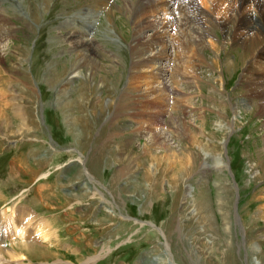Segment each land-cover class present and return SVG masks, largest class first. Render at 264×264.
<instances>
[{
	"label": "rangeland",
	"instance_id": "1",
	"mask_svg": "<svg viewBox=\"0 0 264 264\" xmlns=\"http://www.w3.org/2000/svg\"><path fill=\"white\" fill-rule=\"evenodd\" d=\"M92 1L52 0L36 24L27 6L43 0H0L36 27L15 21L0 37V88L16 92L19 83L25 96L20 115L11 93L0 98V262L264 264V109L249 96L246 64L228 66L241 47L215 28L199 51L170 29L156 62L166 71L151 84L131 66L136 36H157L142 22L148 13L108 19ZM66 17L86 23L81 35L97 52L56 94L42 75L71 61ZM144 114L154 118L147 130ZM23 207L56 237L44 242L23 215V228L10 221ZM21 232L54 257H9Z\"/></svg>",
	"mask_w": 264,
	"mask_h": 264
},
{
	"label": "bare ground",
	"instance_id": "2",
	"mask_svg": "<svg viewBox=\"0 0 264 264\" xmlns=\"http://www.w3.org/2000/svg\"><path fill=\"white\" fill-rule=\"evenodd\" d=\"M51 1L52 0H43L41 7L35 4L27 6V8L29 7L28 11L32 16L31 18L33 19L34 23L37 24L40 22L41 11L46 12ZM196 1H199V3H201L200 5H204L206 7V11L199 8L196 5ZM92 2L94 7L101 8V10L106 9V12L109 14L108 19L111 18L110 15H112L114 12L122 10H127L134 18L140 17L144 11L146 14L148 13V16H146L142 22L144 21V23H147V27L154 32L156 31L157 36L159 37L156 36L154 41H150L148 38L143 36V31H141V34L136 36L135 42H133L131 46V66L142 68L140 71L149 79L151 84L161 85V73L166 71V65H163L161 62L156 64L158 60L164 59L161 57L163 49H166L165 47H169L168 42L170 40H164L165 38L162 39L163 36H160L162 33L173 29L177 35L181 33L182 37H186L189 43L194 45L199 51H202L204 49V40L209 37L213 29H221L224 31L223 33L225 34L226 38L229 39L231 46L238 45L242 49L239 50L236 59L232 62V64L230 63L228 66L237 68L246 64V78L249 81V96L252 98H261L263 100L262 107L264 109V0H122V2H120L122 3L121 6L114 5V3L111 4L110 0H94ZM170 7H174L176 14L169 13ZM218 16H220V18ZM66 19L67 20L63 21L62 23V27L65 30L64 38L69 43L68 52L71 53V61L66 67L64 66L65 68H63L61 71L47 69L42 75V81L48 84L50 88L53 87L54 90L52 92H55L56 94L58 91H60L59 89L62 86H66L71 83L73 79L72 76L74 77V75L81 73L80 71L83 67L89 66L90 62L92 61V55L97 52L96 49L93 48L91 41L82 37L81 35V28L86 27V23L83 25L84 23L80 22V20L75 25L71 22H68L69 17H66ZM15 21L18 22L21 28L31 25L28 30L31 32L36 30V27H33L32 25L33 23H31L27 18L22 17V14H20L17 8L10 6L6 8L5 3H0V37L6 36L16 31V28L12 26V22ZM74 21L75 20H73V22ZM88 24L90 25V23ZM177 45L178 44H176L175 47H177ZM27 60L28 57L26 58V61ZM19 62L22 63L23 61ZM15 70L16 71L14 72L16 74L22 72L20 67L15 68ZM133 70L134 69H132V71ZM248 71L250 76L248 75ZM19 85L20 84L18 83L16 92H9L13 97H15L14 100L16 99L15 101L17 104L21 103L22 99L25 97H22V93L24 91L22 90V87H20L21 85ZM0 86H2L1 88L3 89L4 85L2 83H0ZM154 86L152 87L154 88ZM1 88L0 98L10 95L9 93L3 92ZM156 92H158V90H156ZM105 100L106 107L110 105L111 102H114V99L111 98H107ZM55 106L57 108L60 107L58 100H56ZM7 107L8 105L3 104L1 111L7 110ZM23 111L24 108H22L21 104H19L18 107L14 108L13 110L14 114L16 115H20ZM144 116L147 118L144 121L146 122L144 126L145 130L152 128L154 124V118H151L152 115L150 117L149 114H144ZM68 131H73V129L68 128ZM228 188L231 189V186H228ZM233 194L231 198L234 200ZM70 197L71 196H68V200ZM14 214L15 216H13ZM32 214L33 212H30L25 207L19 208L13 212L9 220H14L15 222L18 220L19 225L23 228L22 221L19 220H24L27 217V224H34L33 229L35 235L44 240V242L56 237L54 232L51 230L52 226L49 220L36 218L35 215ZM21 215H23L22 217L25 218H22ZM2 225L4 227L5 224ZM1 227L2 226L0 225V228ZM161 230L162 233L167 237V230L162 228ZM18 237L20 238V241L17 244L18 246L16 247L18 251H7L9 257L15 256L17 258L27 260H33V258H30V256L34 257L35 260H40V258L54 257V254L52 255L51 252H48L49 248H45L36 242L34 236H32V233L28 232L25 236H23L21 232ZM102 249L104 250L105 248L102 247ZM170 250L172 251V248ZM173 252L174 251H172V253ZM1 260L2 259H0V261ZM7 263L8 261L0 262V264ZM83 264H91V260L86 261Z\"/></svg>",
	"mask_w": 264,
	"mask_h": 264
}]
</instances>
